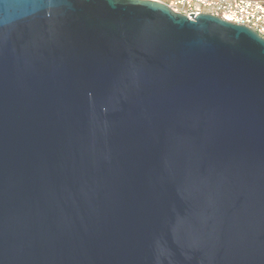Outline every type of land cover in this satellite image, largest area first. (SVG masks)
Wrapping results in <instances>:
<instances>
[{
	"label": "water",
	"instance_id": "water-1",
	"mask_svg": "<svg viewBox=\"0 0 264 264\" xmlns=\"http://www.w3.org/2000/svg\"><path fill=\"white\" fill-rule=\"evenodd\" d=\"M0 264H264V37L0 0Z\"/></svg>",
	"mask_w": 264,
	"mask_h": 264
},
{
	"label": "built area",
	"instance_id": "built-area-1",
	"mask_svg": "<svg viewBox=\"0 0 264 264\" xmlns=\"http://www.w3.org/2000/svg\"><path fill=\"white\" fill-rule=\"evenodd\" d=\"M166 3L174 11L210 13L221 19L246 25L264 37V2L262 0H156Z\"/></svg>",
	"mask_w": 264,
	"mask_h": 264
},
{
	"label": "rangeland",
	"instance_id": "rangeland-1",
	"mask_svg": "<svg viewBox=\"0 0 264 264\" xmlns=\"http://www.w3.org/2000/svg\"><path fill=\"white\" fill-rule=\"evenodd\" d=\"M264 2V0H262Z\"/></svg>",
	"mask_w": 264,
	"mask_h": 264
}]
</instances>
